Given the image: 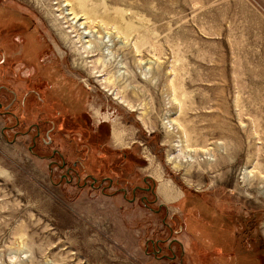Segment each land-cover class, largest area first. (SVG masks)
I'll list each match as a JSON object with an SVG mask.
<instances>
[{
    "label": "rangeland",
    "instance_id": "374dc122",
    "mask_svg": "<svg viewBox=\"0 0 264 264\" xmlns=\"http://www.w3.org/2000/svg\"><path fill=\"white\" fill-rule=\"evenodd\" d=\"M89 1L146 36L133 110L62 0H0V264H264V0Z\"/></svg>",
    "mask_w": 264,
    "mask_h": 264
},
{
    "label": "bare ground",
    "instance_id": "6f19581e",
    "mask_svg": "<svg viewBox=\"0 0 264 264\" xmlns=\"http://www.w3.org/2000/svg\"><path fill=\"white\" fill-rule=\"evenodd\" d=\"M59 6H60V13H59L60 15L58 17L62 19L61 22L63 21L65 23H69L72 27V31L74 28L75 31L77 32L75 36L77 35L78 36L77 38L82 43L81 47L76 46L77 47L76 52L82 60L81 66L83 67L88 66L90 60L87 61L88 60L87 58L98 55L97 59L95 60V64H98L100 69L97 70L95 73L97 72L99 73L107 69L109 74L108 77L102 80L101 84H104V88L105 89L107 88V90L111 92L114 99H116L119 103L129 108H132L131 110H133L134 107L129 103L128 99H126L125 97V92L130 87L131 84L127 82L128 78L125 79V77H127L128 75L126 76L124 75V73L121 72L120 66H123L121 65L122 61L121 62L118 61L117 64H112V62L110 61L113 59L115 55L114 48L116 45V41L120 38L130 39L134 34L138 35V37L135 35L136 40L134 42L135 43L134 48H135V52L139 51L141 47L139 45V42L143 43L145 41L146 43L145 40L146 36L142 33L141 27L136 26L130 22H127L125 17H123L121 13H118V11H116L117 15L108 13L106 9L103 12L102 10H104V8L101 9L103 6L99 7V5L97 4L93 5L92 3H90L89 0H62ZM55 17L57 18V16L54 15V18ZM61 22L60 25H54L55 29L57 28V30L59 31L60 33L59 37L61 38V40L64 43H66L69 47L73 48L72 45L75 44H72L73 40H71L68 32H66V30L64 31V29L63 30L61 29L60 26L63 25L61 24ZM106 24L111 25L115 29V33L110 31L111 29L108 30L106 26L104 27V25ZM104 29L108 30L107 32H105L106 34L105 36L108 37V43L106 41L107 39L105 40V36L101 35L104 32ZM117 43L120 44V41H117ZM123 43H125L124 40ZM79 48H81L82 50ZM96 52L97 54H94ZM114 60L116 61V59ZM90 65H92V63ZM95 77H98V75H95ZM121 80H123L124 85L121 84ZM115 86L120 88L118 89L120 93L116 92L115 89H113V87ZM142 117H144L143 114ZM143 121H144L143 124L145 123V126H147L148 128V122L146 121V117L143 118ZM174 129L175 128L169 127L166 134L167 138L170 140L172 144H174L175 140L172 139V132H170V130L173 131ZM176 159L177 160H175V158H173L172 156H169V161L171 162L172 160V162L176 165L182 162L181 160L179 162L178 158ZM162 188H163L162 196L166 201L175 200L181 195V192L179 191L180 194H178V192H176L175 190V187L171 183L166 184V186L165 185L162 186Z\"/></svg>",
    "mask_w": 264,
    "mask_h": 264
},
{
    "label": "flooded vegetation",
    "instance_id": "af4514ba",
    "mask_svg": "<svg viewBox=\"0 0 264 264\" xmlns=\"http://www.w3.org/2000/svg\"><path fill=\"white\" fill-rule=\"evenodd\" d=\"M142 190H145V192H148V186H146L145 188H142ZM145 199H146V197H145Z\"/></svg>",
    "mask_w": 264,
    "mask_h": 264
}]
</instances>
